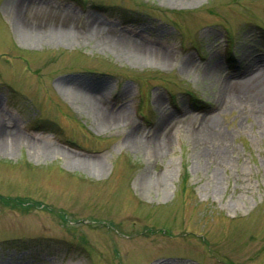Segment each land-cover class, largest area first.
Here are the masks:
<instances>
[{"label": "rangeland", "instance_id": "374dc122", "mask_svg": "<svg viewBox=\"0 0 264 264\" xmlns=\"http://www.w3.org/2000/svg\"><path fill=\"white\" fill-rule=\"evenodd\" d=\"M60 84L129 119L102 125ZM0 111L60 151H0V264H264V0H0Z\"/></svg>", "mask_w": 264, "mask_h": 264}, {"label": "bare ground", "instance_id": "6f19581e", "mask_svg": "<svg viewBox=\"0 0 264 264\" xmlns=\"http://www.w3.org/2000/svg\"><path fill=\"white\" fill-rule=\"evenodd\" d=\"M19 7L18 3H14L12 5V8L10 10L9 18L12 20V23L14 25V29H16V32L18 33L20 38L27 37L30 39L29 34L31 30L27 23H24L19 20ZM49 32L43 31V36L53 37L56 38L58 35H66L68 37L73 36L72 30H67L63 27H57V26H50ZM86 34L95 37L97 40V37H102L109 41L110 43H114L115 45H118L122 49V51L126 52L130 55L131 60H149V61H155L156 63L160 64H168L170 54L167 51H163L160 49H149L146 44L142 43L136 38H133L125 33L119 32V33H110V28L106 26V24L100 22V21H94L88 25V28L85 31ZM84 34V36L86 35ZM25 36V37H24ZM45 38V37H44ZM26 39V40H28ZM56 40L63 41L68 43L69 45L73 43V41L69 40L67 37L64 38H57ZM25 41V40H24ZM30 41V40H29ZM26 42V41H25ZM29 43V42H28ZM31 43V42H30ZM186 64L182 65L184 68ZM74 85V84H73ZM64 85L60 84L58 85V90L60 93L65 96L67 99L71 101H82L83 104H87L90 107L91 113L96 115L100 119V123L102 125L108 126V125H115L124 123L129 119V113L127 111L119 110V111H108V108L106 107V104L102 100V98L98 95H95L92 93V91L89 90H83L81 88L75 87V86ZM135 140V139H133ZM132 142V140L130 139ZM17 145H27L30 148V153L32 156L36 158H42V157H49L53 155L54 153H58L59 147L55 146H48L43 145L41 143H37L27 137L26 135L18 132V130H8L4 127L3 123V116L2 112L0 111V151H6L11 150ZM68 163L72 165H87L89 168H93L94 170L96 167H98L99 162L95 159H89V158H81L78 160H73L68 155H65ZM97 165V166H96Z\"/></svg>", "mask_w": 264, "mask_h": 264}, {"label": "trees", "instance_id": "16d2710c", "mask_svg": "<svg viewBox=\"0 0 264 264\" xmlns=\"http://www.w3.org/2000/svg\"><path fill=\"white\" fill-rule=\"evenodd\" d=\"M28 203H31V202H28ZM33 203H34V202H33ZM33 203H32V204H33ZM32 204H31V205H32ZM31 205H30V206H31Z\"/></svg>", "mask_w": 264, "mask_h": 264}]
</instances>
